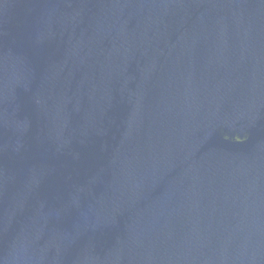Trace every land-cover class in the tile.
I'll return each instance as SVG.
<instances>
[{"label":"water","instance_id":"1","mask_svg":"<svg viewBox=\"0 0 264 264\" xmlns=\"http://www.w3.org/2000/svg\"><path fill=\"white\" fill-rule=\"evenodd\" d=\"M0 264H264V0H0Z\"/></svg>","mask_w":264,"mask_h":264}]
</instances>
